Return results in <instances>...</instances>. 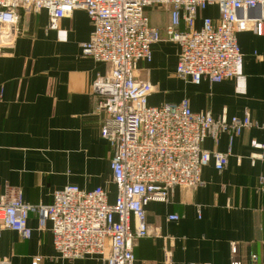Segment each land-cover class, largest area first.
<instances>
[{"label": "crops", "instance_id": "obj_1", "mask_svg": "<svg viewBox=\"0 0 264 264\" xmlns=\"http://www.w3.org/2000/svg\"><path fill=\"white\" fill-rule=\"evenodd\" d=\"M146 15L161 39L151 48V62L137 66L139 78L154 88L150 106L176 105L186 99L194 113L213 118L222 113L247 115L264 123V24L257 33L237 35L242 65L236 78L193 85L176 77L179 49L166 39L167 9L153 6ZM217 16L214 7L199 13L196 28L202 18ZM47 23L45 11L20 13L14 48L0 55V193L16 188L25 203L45 206L53 192L67 186L82 191L99 187L113 203L112 150L100 138L102 117L95 112L96 98L90 91L108 67L80 55V44L91 32L84 12H73L55 31L47 30ZM158 96L162 103H156ZM253 141L261 143L263 132L244 130L233 140L223 171L209 165L202 169V183L196 189L176 188L167 203L145 207L146 223L158 237L133 243L134 264H164L165 238L173 240L171 264H229L232 243L238 245L245 264L250 257L253 264H264V150H253ZM228 147L226 135L202 145L219 153ZM252 155L260 158L251 163ZM173 215L178 217L175 222L167 219ZM27 227L31 233L25 240L15 232H1L0 264H34V259H40L38 264H103L98 258L60 261L49 223L39 230L31 214Z\"/></svg>", "mask_w": 264, "mask_h": 264}, {"label": "built area", "instance_id": "obj_2", "mask_svg": "<svg viewBox=\"0 0 264 264\" xmlns=\"http://www.w3.org/2000/svg\"><path fill=\"white\" fill-rule=\"evenodd\" d=\"M167 9L166 39L178 46L176 77L193 85L202 81L218 84L239 75L242 54L239 33H257L264 24V0H0V54L14 48L20 13L48 15L47 30L82 11L91 32L80 44V55L107 65L104 76L91 84L96 98L95 112L101 115L99 135L112 150L109 163L114 202H108L102 188L82 191L67 186L52 194L49 205H30L22 193L8 188L0 193V234L15 232L30 237L29 215H35L38 229L49 223L56 259L77 261L98 258L103 264H134L135 241L153 236L146 223L149 203H167L176 188L194 190L201 185V171L211 165L223 171L231 156L233 140L244 130L263 132L261 143L251 142L255 151L264 150V123L245 115L213 118L194 113L188 101L176 105L150 106L154 88L138 76V63H150L151 48L161 41L159 32L149 25L146 9ZM214 7L217 19H201L199 13ZM226 135L225 153L208 152L205 140L214 143ZM260 158L250 157L251 163ZM240 164V159H236ZM177 221V216L167 217ZM163 247L164 264H171L172 239ZM40 259H34L38 264ZM250 257L246 264H253ZM3 264V263H1ZM229 264H245L238 245H230Z\"/></svg>", "mask_w": 264, "mask_h": 264}, {"label": "rangeland", "instance_id": "obj_3", "mask_svg": "<svg viewBox=\"0 0 264 264\" xmlns=\"http://www.w3.org/2000/svg\"><path fill=\"white\" fill-rule=\"evenodd\" d=\"M157 95H158V92L154 93L153 96H157ZM162 100H163V97L162 96L156 97V103H162L163 102Z\"/></svg>", "mask_w": 264, "mask_h": 264}]
</instances>
